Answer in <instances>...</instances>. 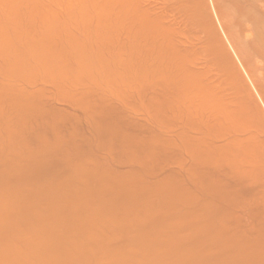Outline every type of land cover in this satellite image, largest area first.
<instances>
[{"label": "bare ground", "instance_id": "6f19581e", "mask_svg": "<svg viewBox=\"0 0 264 264\" xmlns=\"http://www.w3.org/2000/svg\"><path fill=\"white\" fill-rule=\"evenodd\" d=\"M162 3L0 0V264H264V0Z\"/></svg>", "mask_w": 264, "mask_h": 264}, {"label": "rangeland", "instance_id": "374dc122", "mask_svg": "<svg viewBox=\"0 0 264 264\" xmlns=\"http://www.w3.org/2000/svg\"><path fill=\"white\" fill-rule=\"evenodd\" d=\"M157 1H159L161 4H163L162 2H163V1L166 2L167 0H166V1H165V0H163V1H161V0H157ZM163 5H167V3H166V4L164 3Z\"/></svg>", "mask_w": 264, "mask_h": 264}]
</instances>
